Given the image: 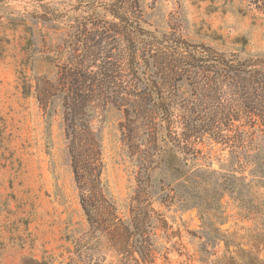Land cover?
<instances>
[{
  "label": "rangeland",
  "instance_id": "374dc122",
  "mask_svg": "<svg viewBox=\"0 0 264 264\" xmlns=\"http://www.w3.org/2000/svg\"><path fill=\"white\" fill-rule=\"evenodd\" d=\"M227 1L144 0L140 12L125 0H0V264H238L249 249L264 261V243L250 248L264 216L255 226L228 195L219 235L196 207L134 198L121 141L145 88L172 135L193 117L223 133L226 118L264 124V0ZM222 54L231 66L211 60ZM245 60L254 72L235 66ZM196 147L212 170L228 161L220 142Z\"/></svg>",
  "mask_w": 264,
  "mask_h": 264
},
{
  "label": "trees",
  "instance_id": "16d2710c",
  "mask_svg": "<svg viewBox=\"0 0 264 264\" xmlns=\"http://www.w3.org/2000/svg\"><path fill=\"white\" fill-rule=\"evenodd\" d=\"M125 3L126 7L141 12L140 7L144 0H125ZM226 3H228L227 0ZM254 7L259 8L258 5ZM252 8L251 5H246L244 8L238 6L236 11L246 14ZM235 42L242 44L235 48L242 51L245 40L237 37ZM133 54H135L134 49ZM223 55L211 58V60L231 66L230 60H224ZM145 63L147 64L146 61ZM252 65L251 60L235 64V66L250 68L248 70L250 73L255 70L251 68ZM261 66L263 68L264 64ZM260 88L264 89V83L260 84ZM148 93V88L141 93L140 123L133 126L139 118L131 121L129 124L131 127L121 136L130 165L129 174L136 179L135 186L131 185L132 192L136 194L134 198L140 195L156 198L159 201L172 198L179 206L196 207L203 224L219 235V230L215 225L223 223L227 218L222 200L225 195H228L237 207L246 213L245 216L255 221V226H257L256 222L259 221L260 214L264 216V124H258L256 119L251 121L253 116L250 106L244 104L243 113L245 121L258 124L252 130L244 128L246 122L229 128L232 123L229 122V118H226L224 125L228 126L232 132L223 133L218 119L210 118L205 121L200 117H193L187 118V125L182 131L172 135L169 128L170 120L168 118L157 119L152 106L146 108L144 100ZM259 98L264 101V94ZM212 140L229 147L230 155L227 163L221 164L222 172L210 169V164L204 163L205 158L201 155V149L196 147L197 142ZM186 152L187 157H184ZM253 188L263 189L262 199L258 200L257 204H253L252 197H249ZM254 196L256 198V195ZM134 215L133 219L138 220L136 218L139 215L138 212ZM260 223L261 230L254 235L251 249L264 243V217ZM114 224L123 225L124 223L115 221ZM135 250L141 258L148 251L141 244ZM238 264H264V261L249 249L246 262Z\"/></svg>",
  "mask_w": 264,
  "mask_h": 264
}]
</instances>
